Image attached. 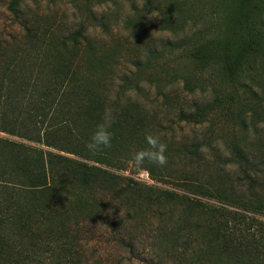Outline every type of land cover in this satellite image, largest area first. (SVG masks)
I'll return each mask as SVG.
<instances>
[{
	"label": "rangeland",
	"instance_id": "obj_1",
	"mask_svg": "<svg viewBox=\"0 0 264 264\" xmlns=\"http://www.w3.org/2000/svg\"><path fill=\"white\" fill-rule=\"evenodd\" d=\"M11 1L0 0V157L12 169L42 150L130 185L120 200L100 191L111 225L80 227L73 263L264 264V41L236 79L192 55L239 0H21L17 15ZM106 107L112 146L91 153ZM149 133L168 163L137 170ZM35 244L31 264H57L59 244Z\"/></svg>",
	"mask_w": 264,
	"mask_h": 264
},
{
	"label": "trees",
	"instance_id": "obj_2",
	"mask_svg": "<svg viewBox=\"0 0 264 264\" xmlns=\"http://www.w3.org/2000/svg\"><path fill=\"white\" fill-rule=\"evenodd\" d=\"M20 3L21 0H12L8 10L17 15ZM260 7L259 0L237 1L232 12L223 14L221 28L194 46L192 55L199 61L197 64L212 65L221 76L236 79L245 59L263 46L255 19ZM70 40L77 46L75 37ZM26 151L24 159L17 158L12 169L0 157V263L31 264L32 259L36 260L33 254L42 252L35 244L41 240L47 246L53 241L59 244L57 264H79L80 259L77 263L72 259L74 244L82 240L79 228L87 223H111L106 212L108 202L99 197L105 193L100 191L113 190L112 197L120 200L130 185L117 188L121 179L111 174L76 168L65 164L63 157L46 155L42 150ZM118 225L113 224V229ZM52 227L55 234L51 233ZM71 229L77 232L72 238ZM27 238L34 241L31 246L24 244ZM61 239L70 241L62 243Z\"/></svg>",
	"mask_w": 264,
	"mask_h": 264
},
{
	"label": "clouds",
	"instance_id": "obj_3",
	"mask_svg": "<svg viewBox=\"0 0 264 264\" xmlns=\"http://www.w3.org/2000/svg\"><path fill=\"white\" fill-rule=\"evenodd\" d=\"M116 116L111 108H105L100 121L96 124L87 144L86 148L91 153H98L104 149L111 148L114 138L112 131ZM146 147L138 149L131 154V161L135 169H144L145 163L163 167L168 163L166 156L167 144L162 142L156 134L145 135Z\"/></svg>",
	"mask_w": 264,
	"mask_h": 264
}]
</instances>
